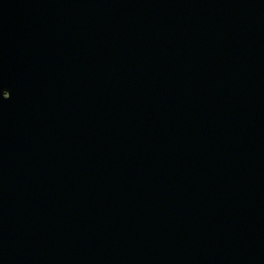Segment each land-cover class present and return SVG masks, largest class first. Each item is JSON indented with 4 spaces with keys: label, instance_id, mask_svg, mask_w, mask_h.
<instances>
[{
    "label": "water",
    "instance_id": "obj_1",
    "mask_svg": "<svg viewBox=\"0 0 264 264\" xmlns=\"http://www.w3.org/2000/svg\"><path fill=\"white\" fill-rule=\"evenodd\" d=\"M0 87V264H264V0H0Z\"/></svg>",
    "mask_w": 264,
    "mask_h": 264
},
{
    "label": "snow or ice",
    "instance_id": "obj_2",
    "mask_svg": "<svg viewBox=\"0 0 264 264\" xmlns=\"http://www.w3.org/2000/svg\"><path fill=\"white\" fill-rule=\"evenodd\" d=\"M7 90L6 88L0 87V94H3ZM9 97L7 95H4L3 100H7Z\"/></svg>",
    "mask_w": 264,
    "mask_h": 264
}]
</instances>
